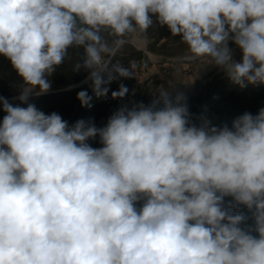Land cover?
I'll list each match as a JSON object with an SVG mask.
<instances>
[{"label": "clouds", "instance_id": "1", "mask_svg": "<svg viewBox=\"0 0 264 264\" xmlns=\"http://www.w3.org/2000/svg\"><path fill=\"white\" fill-rule=\"evenodd\" d=\"M154 23L188 61L264 86V0H0V56L27 105L0 95V264H264V108L197 124L182 92L159 89L103 126H69L28 103L69 49H83L74 73L108 97L137 69L110 58ZM128 93L120 83L110 98ZM93 95L76 98L91 108Z\"/></svg>", "mask_w": 264, "mask_h": 264}, {"label": "rangeland", "instance_id": "2", "mask_svg": "<svg viewBox=\"0 0 264 264\" xmlns=\"http://www.w3.org/2000/svg\"><path fill=\"white\" fill-rule=\"evenodd\" d=\"M128 40L123 50L121 49L118 63H122V60H126L127 64L135 62L136 78L133 79L134 91L131 97L122 100L120 105L128 104L131 107L135 102V94L137 103L142 102L147 106L152 103L153 96L159 89L168 91L172 98L176 92H182L187 97L189 111L195 123L199 124L200 117H206L216 125H230L233 119L244 112L255 114L260 108H264V86L248 85L241 89L231 84L208 58L188 61L186 45L179 37L171 36L166 26L154 23L146 34L136 33ZM230 47L234 59L239 60L240 49L235 45ZM6 66L11 67L9 61ZM64 70L63 65H60L50 77L52 87L47 94L70 92L77 86L90 82L86 77L79 84L67 86L63 77ZM3 85L0 79V88ZM22 87L23 81L16 85H6V89L13 93L20 91Z\"/></svg>", "mask_w": 264, "mask_h": 264}, {"label": "trees", "instance_id": "3", "mask_svg": "<svg viewBox=\"0 0 264 264\" xmlns=\"http://www.w3.org/2000/svg\"><path fill=\"white\" fill-rule=\"evenodd\" d=\"M123 50V49H122ZM117 52L114 57L111 58L112 63H118L120 59L121 52ZM141 55H143L141 53ZM83 57V49H69L68 57L65 59V62L62 64L65 68L63 72V77L65 78V85L72 86L79 84L86 77L87 73L84 71H80L78 73H74L73 68L74 65L82 60ZM73 61V62H72ZM124 66H127L126 60H122ZM7 58L0 56V79L4 85L0 88V95L9 99L10 102L14 104H20V106L26 107V104H21L19 100H14L13 98L18 96L19 92L6 89V85H16L20 83L22 80L16 74L15 70L12 67H8ZM120 83L126 85L129 89V93L126 95L124 99L131 97L132 92L134 91L133 79H119L117 81L112 82L109 85L110 91L108 97L106 98H96L91 89V81L87 84H84L80 87L75 88L70 92H62L57 94H47L41 95L39 97L32 96L28 103L35 104V106L42 110L45 113L57 112L59 113L64 120L68 121L69 126L73 125L78 120H85L94 122L97 126H103L104 123L107 122L108 117L119 107L120 102L122 100L119 99H111V91H115L118 89ZM24 86V85H23ZM81 90H87L89 95H93L92 107L85 108L81 107L80 102L77 101V93ZM135 102L137 103V94L134 95ZM123 99V100H124ZM3 113L0 111V120H2ZM93 147H100L101 145L96 141H90ZM241 211H246L245 209H240Z\"/></svg>", "mask_w": 264, "mask_h": 264}, {"label": "water", "instance_id": "4", "mask_svg": "<svg viewBox=\"0 0 264 264\" xmlns=\"http://www.w3.org/2000/svg\"><path fill=\"white\" fill-rule=\"evenodd\" d=\"M81 85L77 86V87H80Z\"/></svg>", "mask_w": 264, "mask_h": 264}]
</instances>
